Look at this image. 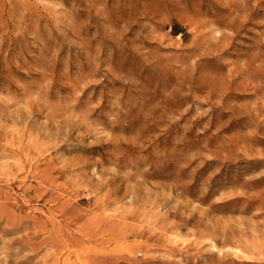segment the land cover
Masks as SVG:
<instances>
[{"label": "rangeland", "instance_id": "obj_1", "mask_svg": "<svg viewBox=\"0 0 264 264\" xmlns=\"http://www.w3.org/2000/svg\"><path fill=\"white\" fill-rule=\"evenodd\" d=\"M0 264H264V0H0Z\"/></svg>", "mask_w": 264, "mask_h": 264}]
</instances>
